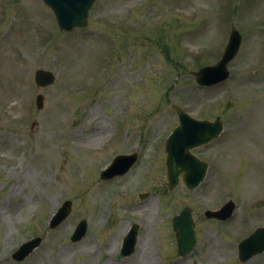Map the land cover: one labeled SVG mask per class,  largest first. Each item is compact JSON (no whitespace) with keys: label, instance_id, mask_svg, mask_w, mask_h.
Wrapping results in <instances>:
<instances>
[{"label":"rangeland","instance_id":"rangeland-1","mask_svg":"<svg viewBox=\"0 0 264 264\" xmlns=\"http://www.w3.org/2000/svg\"><path fill=\"white\" fill-rule=\"evenodd\" d=\"M0 10V20L8 12L0 23V264H17L12 252L36 235L43 246L20 264H91L92 256L116 254L119 224L130 215L113 205L109 221L101 217L104 206L124 198L100 172L114 148L139 151L136 175L161 171L164 137L177 123L174 103L225 118V133L198 150L218 174L203 196L215 203L233 195L240 207L229 228L236 232L264 225V0H98L88 28L69 33L41 0H1ZM233 26L243 41L230 80L201 88L193 72L221 57ZM39 68L56 73L53 85L35 84ZM38 93L45 96L41 110ZM126 115L130 130L111 146L108 135ZM240 174L245 182L233 184ZM66 199L72 216L49 228L47 216ZM86 216L87 236L109 241L69 243L67 233ZM163 243L156 232L140 241L134 261ZM247 264H264V254Z\"/></svg>","mask_w":264,"mask_h":264},{"label":"water","instance_id":"water-1","mask_svg":"<svg viewBox=\"0 0 264 264\" xmlns=\"http://www.w3.org/2000/svg\"><path fill=\"white\" fill-rule=\"evenodd\" d=\"M46 1L55 9L61 27L63 29H70L75 25L85 24L87 12H88L87 10L94 0H82V1H79V0H46ZM237 47H238V42L236 43V47L234 46L231 52H233V51L236 52ZM234 52H233V54H234ZM229 58H231V55L227 56L225 58L224 62H226ZM201 77L203 78L202 75H201ZM53 78H54L53 74L50 72H46V71H42V70L37 72V79H38V82L41 84H46L48 82H52ZM39 104L41 105L40 102H39ZM183 117L184 116L181 113L182 122H183ZM183 125H184V127L187 126L186 124H182V126L180 128H182ZM194 125L200 126L199 123H195ZM201 127L202 126H200V128ZM218 128H219V126L216 129H218ZM185 129H187V128H185ZM204 129L205 128H203L202 130H197L196 133L195 132L191 133L192 135H187L186 138L189 139V142L185 143L183 145V147H181V148H179L180 147L179 143H181L183 141L182 139L185 136L183 135V137H181L180 132L177 133L176 136L179 139V143H178V141H175L174 147L179 148V154L181 155V156H177L175 159V162L177 164H183L184 155L189 153L187 150H185L186 153H185V151H181L182 149H184L185 145L188 148V147L193 146L195 144H198L200 142H204L212 136V134H210L208 132V130L204 131ZM193 130H195L194 127H192L189 130V132L193 131ZM202 132H203V134H202ZM213 133H215V131ZM189 157L192 159L191 155H189ZM173 161H171L170 159L168 160L169 164H171V166L169 167L170 172H172V175L174 176L175 170L172 167Z\"/></svg>","mask_w":264,"mask_h":264},{"label":"flooded vegetation","instance_id":"flooded-vegetation-1","mask_svg":"<svg viewBox=\"0 0 264 264\" xmlns=\"http://www.w3.org/2000/svg\"><path fill=\"white\" fill-rule=\"evenodd\" d=\"M214 257H216V255L214 254V252H213V250L211 249V250H209V256H208V258H214ZM193 262V260L190 262V264Z\"/></svg>","mask_w":264,"mask_h":264}]
</instances>
